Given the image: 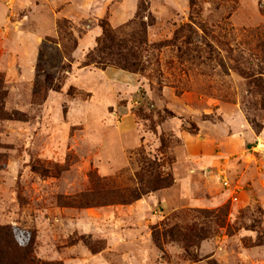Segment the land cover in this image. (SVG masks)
Here are the masks:
<instances>
[{"label": "rangeland", "instance_id": "1", "mask_svg": "<svg viewBox=\"0 0 264 264\" xmlns=\"http://www.w3.org/2000/svg\"><path fill=\"white\" fill-rule=\"evenodd\" d=\"M102 21L146 25L133 76L82 66ZM258 31L264 0H0V225L48 264H264V112L234 68ZM141 157L173 183L123 203Z\"/></svg>", "mask_w": 264, "mask_h": 264}, {"label": "trees", "instance_id": "2", "mask_svg": "<svg viewBox=\"0 0 264 264\" xmlns=\"http://www.w3.org/2000/svg\"><path fill=\"white\" fill-rule=\"evenodd\" d=\"M102 34L97 39L96 46L87 53L82 66H96L104 69L113 64L121 70L136 73L143 61V53L148 49L145 32V24L140 22L130 34L112 29L107 22L100 23ZM150 25V23L148 24ZM128 27V26H127ZM126 29V27L124 28ZM258 51L256 69L248 67H234L235 70L245 78L247 98L244 102L245 109L251 113L258 106L264 112V32L256 33ZM75 47L76 43L74 42ZM157 44H150L155 48ZM250 98L255 100L254 108L250 104ZM253 101V100H252ZM255 130L259 125L255 118L251 119ZM140 169L136 172L137 186L134 189L122 190L123 203H131L140 199L143 195L161 189L169 188L173 183V177L169 172L163 170L164 163L155 159L141 157ZM190 231V230H189ZM188 230L169 227L161 230L153 228L152 237L155 243H159L160 237L167 235L176 236L179 240H187ZM198 236L202 230L198 229ZM35 233L32 229H26L17 225H0V264H48L40 261L35 256Z\"/></svg>", "mask_w": 264, "mask_h": 264}, {"label": "crops", "instance_id": "3", "mask_svg": "<svg viewBox=\"0 0 264 264\" xmlns=\"http://www.w3.org/2000/svg\"><path fill=\"white\" fill-rule=\"evenodd\" d=\"M100 33V31L98 30L97 31V35ZM105 73H109L110 72V77L112 79H123V78H129L131 76H133V74L127 72V71H124V70H121V69H117V68H113V67H107L105 70H104Z\"/></svg>", "mask_w": 264, "mask_h": 264}]
</instances>
